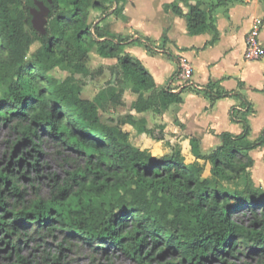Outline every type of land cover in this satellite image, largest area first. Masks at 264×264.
Instances as JSON below:
<instances>
[{
    "label": "trees",
    "instance_id": "trees-1",
    "mask_svg": "<svg viewBox=\"0 0 264 264\" xmlns=\"http://www.w3.org/2000/svg\"><path fill=\"white\" fill-rule=\"evenodd\" d=\"M124 1L0 0V85L4 88L0 123H12L33 151L37 147L33 138L41 132L84 160L83 167L70 173L71 183L57 186L51 199L34 200L19 210L7 209L5 191L16 197L22 192L5 166L0 171L2 240L16 251L19 264H26L18 253L22 229L32 224L64 227L97 249L105 244L119 247L139 263L152 259V250L142 252L148 241L159 255L176 254L181 264H203L216 258L226 262L235 245L242 252H262L264 190L253 185L250 169L254 160L249 152L264 145V132L251 142L244 124L239 135L223 134L221 144L207 155L200 153L198 140L190 137L195 160L186 162L178 146L154 157L133 145L129 133L119 126L123 122L135 125L132 116L116 125L101 121V102L122 104L125 90L136 96V112L152 109L159 113L181 101L180 93L156 89L142 63L122 54L129 39L101 29L102 16L113 6V13L122 14ZM37 3L49 10L45 33L31 22V10L38 8ZM166 8L183 15L177 2ZM91 10L99 13V21L89 22ZM210 14L198 3L190 4L188 31L197 34L212 29L217 35ZM34 42L39 47L29 53ZM93 47L99 56L117 60L119 76L115 86L90 101L81 97L82 87L74 75L90 73ZM55 67L69 68L72 74L60 80L49 74ZM139 122L140 132L162 139ZM23 156L17 157V165L24 162ZM207 163L210 176H203ZM240 179L244 180L241 189L221 187ZM239 209L251 210L254 218L249 225L232 219L231 213Z\"/></svg>",
    "mask_w": 264,
    "mask_h": 264
},
{
    "label": "crops",
    "instance_id": "crops-1",
    "mask_svg": "<svg viewBox=\"0 0 264 264\" xmlns=\"http://www.w3.org/2000/svg\"><path fill=\"white\" fill-rule=\"evenodd\" d=\"M174 2L178 3L183 15L166 8ZM194 3L205 12H211L217 35L212 29L197 34L188 31L189 5ZM37 6L34 10L38 16L31 12L32 23L36 28L45 29L42 20L46 18L43 11L46 7L42 3ZM122 6V14L113 13L116 9L113 6L100 21L99 13L91 10L89 22L99 21L101 29L108 35L129 39L122 46V54L142 63L156 89L168 86L181 57L193 66L192 82L196 88L172 89V92L180 93L181 101L159 113L152 109L136 112L133 108L136 96L125 90L122 104L101 102L99 116L103 123L116 125L125 116H132L135 125L123 122L119 126L129 133L133 145L154 157L169 154L178 146L186 162L195 160L190 137L198 140L200 153L207 155L221 144L223 134L239 135L244 124L249 127V141L262 135L264 57L249 61L244 58V52L246 35L258 22L261 24L259 41L264 48V0H223L219 4L218 0H125ZM89 59L90 73L75 74L74 77L80 85L92 87V96L84 98L92 101L98 93L115 86L119 68L116 59L99 56L96 47L90 50ZM94 69L100 71L96 73L98 82L93 77ZM204 88H210L211 92ZM244 103L248 105V111L241 114L240 119H233L232 109L240 108ZM139 121L144 122L146 129L160 133L162 139L156 140L140 132ZM249 155L254 160L253 167L262 163L263 182L264 145L251 150ZM251 178L254 181L252 175Z\"/></svg>",
    "mask_w": 264,
    "mask_h": 264
},
{
    "label": "rangeland",
    "instance_id": "rangeland-1",
    "mask_svg": "<svg viewBox=\"0 0 264 264\" xmlns=\"http://www.w3.org/2000/svg\"><path fill=\"white\" fill-rule=\"evenodd\" d=\"M38 47L39 44L34 42L30 46L29 53H34ZM94 72L93 77L98 82L99 76L96 73H100V71L94 69ZM49 74L64 80L72 74V71L69 68L55 67ZM81 87L83 98L92 96V87H86L83 84ZM3 91L4 88L0 85V94ZM11 126L12 123H0V171L8 166L14 182L21 189L20 197L12 196L8 193L9 190L5 191V194H8L5 195L7 209L19 210L34 200L51 199L57 194V186L71 183L70 173L83 167L84 160L74 152L62 148L41 132H38V135L33 138L37 144L36 151H33L30 149L31 143H24L21 133L12 129ZM156 136H160V133H157ZM17 142L20 144L16 145ZM23 154L24 162L17 165L15 160ZM35 159L36 167L33 166ZM261 164L252 166L250 175L253 177L254 187L264 190ZM204 167L203 176H210V165L204 164ZM243 186L244 180L240 179L236 183L224 184L221 187L235 190L241 189ZM231 217L238 223L246 225H249L254 218L251 210L244 209L231 213ZM23 231L24 235L19 239L18 253L26 259V264H181L176 254L159 255L158 249H152V244L149 241L144 245L142 252L152 250L150 255L152 259L146 258L143 263H139L119 247L105 244L101 249H97L96 244H89L78 236L65 231L64 227L57 225L54 229H48L47 227L37 228L32 224L22 229ZM232 252L233 254L225 257L226 262L216 258L204 261L203 264H264V250L262 252L243 250L242 252L239 246L235 245ZM0 264H19L16 251L11 246H7L1 236Z\"/></svg>",
    "mask_w": 264,
    "mask_h": 264
},
{
    "label": "built area",
    "instance_id": "built-area-1",
    "mask_svg": "<svg viewBox=\"0 0 264 264\" xmlns=\"http://www.w3.org/2000/svg\"><path fill=\"white\" fill-rule=\"evenodd\" d=\"M260 23L252 28L245 38V52L244 58L249 61L259 60L264 57V48L259 41ZM177 69L169 81L166 88L172 91V89H194L196 88L192 82L193 66L185 58H179L177 61ZM174 84V87H171ZM204 91L210 93V88H204ZM248 111V105L244 103L240 108L232 109V118L240 119V115Z\"/></svg>",
    "mask_w": 264,
    "mask_h": 264
},
{
    "label": "water",
    "instance_id": "water-1",
    "mask_svg": "<svg viewBox=\"0 0 264 264\" xmlns=\"http://www.w3.org/2000/svg\"><path fill=\"white\" fill-rule=\"evenodd\" d=\"M43 11H44V13H45V15H46V18H45L44 20H42V21H43V24L45 25L46 22H47V16H48L49 10L45 8V9H43ZM31 12H32L33 14H35V15L38 16V13L36 12V10L32 9ZM31 22H32V19H31ZM32 25H33V23H32ZM33 26H34V25H33ZM34 28H35L37 31L41 32V33H45V29H40L39 27L36 28L35 26H34Z\"/></svg>",
    "mask_w": 264,
    "mask_h": 264
}]
</instances>
